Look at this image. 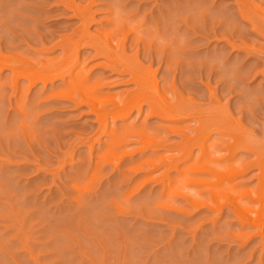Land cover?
Masks as SVG:
<instances>
[{
  "label": "rangeland",
  "instance_id": "rangeland-1",
  "mask_svg": "<svg viewBox=\"0 0 264 264\" xmlns=\"http://www.w3.org/2000/svg\"><path fill=\"white\" fill-rule=\"evenodd\" d=\"M90 5L91 34L121 40L132 29L125 55L141 66L143 87L90 41L72 55L67 38L83 29L76 7ZM0 55L31 71L72 66L65 79L34 83L0 67V264H264L259 228L226 204L233 193L201 189L212 198L201 208L182 196L193 116L150 112L146 102L111 112L128 93L189 100L227 113L264 150V0H0ZM82 65L105 106L99 115L76 89ZM223 134L207 139L220 140L222 175L258 187L257 164L240 173L227 164ZM249 149L234 160L253 162Z\"/></svg>",
  "mask_w": 264,
  "mask_h": 264
},
{
  "label": "bare ground",
  "instance_id": "bare-ground-1",
  "mask_svg": "<svg viewBox=\"0 0 264 264\" xmlns=\"http://www.w3.org/2000/svg\"><path fill=\"white\" fill-rule=\"evenodd\" d=\"M88 7H91V5L87 6L86 8H81L80 6L76 7L77 13L79 12V14L82 16L83 29L81 30L80 35H77V38L75 39L67 38V42L70 43L72 42L74 45L72 55L76 56L78 47L82 42L90 41L94 44V46L98 49V51L101 52L100 54L106 56L110 61L115 62L117 64L119 63L123 65L125 68H127L131 72L133 80L135 81L137 86L143 87L146 81L144 80L143 70L141 66L136 62H134L133 60H130L127 54L125 55V53L127 52L125 51L124 48V40L129 36L130 28L128 27L124 29L123 37L121 40L118 38H116L118 40L115 39L116 37L115 33L117 32L113 33L112 30L107 31L102 37L93 35L87 31L88 22L94 18L92 13L90 14L89 17L85 16L86 11L90 9ZM117 24L116 26L122 27L121 25L123 23H121L120 25L118 21ZM138 26H135L136 27L135 30H138L139 32ZM132 27L133 26H131V28ZM135 30L133 28V31ZM136 32L137 31H135V33ZM4 65L6 66L10 65L9 67H11L15 77L19 75H23V76L25 75L28 76V78L30 77L31 83H34V81L36 80L39 81L40 79L44 80L45 82V80L46 81L51 80L55 76H60L61 78L65 79L66 73L72 75V66L57 70H52L51 68L46 67L45 69L39 71L38 70L31 71V69H29L28 67H21V65L11 62L8 58L0 55V67ZM84 73L85 70H84V66L82 65L80 72L75 76V82L77 87L76 89L80 93V97L82 98V100L89 101L97 107L100 106L97 109L99 115L100 114L99 112L103 108L104 104L99 103V96H98L99 91L95 86V84L92 83L86 76H84L85 75ZM75 96H76L75 90H70L68 97L74 98ZM143 102H146L149 105L150 112H158L164 116L167 115L172 116V115L180 114L181 112L183 113L186 112L187 116L191 115L197 121L196 132H195L196 136L193 138L191 137L189 138L188 142L186 143V150H183V152L185 151L184 155L188 154L187 157L185 156L186 158L191 157L194 160L193 164L188 168L189 170L187 169L188 170L187 173L188 177L186 176L187 184L184 186V189H190V192L183 191L182 196L185 197V200L187 199L186 201L188 202L190 201L191 204H194L195 206L201 208V206L203 207L204 204L205 206L210 204L209 201L212 199V198L210 199L211 197L210 195H213V197L214 195L217 196V192L219 188L223 187V190H227V191L229 190L231 193H233V200L229 202L227 201L226 203L229 204L230 209L239 217V219L242 222L249 221L251 222V224L252 223L255 224L259 228V231L262 233L263 235L262 237L264 238V157H263L264 150L261 149L263 143L258 142L259 140L255 139L252 136V134H250L249 132L247 133V131L241 129V126L237 124L236 121L232 117H230L227 113L221 111L219 112L215 111L212 114L210 112L207 113L204 110L193 107L192 103L189 102V100L182 101L180 104L177 103L175 105L173 104L165 105L166 103L164 104L162 101L160 102L156 98H153L152 96L149 95L145 96L139 93L137 94L128 93L125 96H122L120 98V101L119 100L115 101L116 107H114V109H111L112 110L111 112L113 113V116L114 115L124 116L130 110H133L132 108L134 107H136L138 110L142 109L141 106ZM103 115L102 118H106L108 113L104 114L103 112ZM212 132H220L227 135V136L225 135L226 137L224 136L226 140L225 148L226 150H228L227 156H225L226 162L227 164L235 163L239 166L236 169V173H240L244 169H248V167H250V165H253L254 163L259 166L260 183H258L259 184L258 187H255L252 190L239 189L238 188L239 185L234 183L232 184V182H230L232 180L231 179L232 177L230 178L231 180H229L228 178L222 175V169H223L221 167L222 157H220V154H222V152H220L219 150H217V148H215V145L217 144L218 141L216 139L215 140L217 142L214 140L216 142L215 145L213 141L211 142L207 141V139L211 137L210 135L212 134ZM216 137H218V135ZM153 140L154 139L149 140L148 143L151 144L150 142H153V144L154 143L160 144L155 142V140L154 141ZM218 143H220V140ZM194 145L198 146V149L200 151L199 153H197V155L194 153L192 148ZM240 148H246V149L252 148V150L251 149L249 150L252 151L255 155L254 161L253 162L251 161L249 163L247 161L245 162L246 159L244 161L242 160L241 162L240 160L239 162L238 160L235 161L234 160L235 157L233 154H236L235 151ZM216 150L218 151L217 153ZM201 156L206 157L205 162L202 164L199 163ZM201 189H204L208 193H210L209 197L204 196ZM245 195L251 197V199H245L246 197ZM218 205H219L218 206L219 212H221L222 210L220 211V209L224 204L221 203Z\"/></svg>",
  "mask_w": 264,
  "mask_h": 264
}]
</instances>
